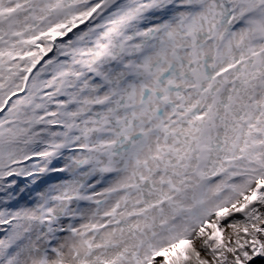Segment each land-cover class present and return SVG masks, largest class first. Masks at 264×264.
Masks as SVG:
<instances>
[{"label":"snow or ice","instance_id":"snow-or-ice-1","mask_svg":"<svg viewBox=\"0 0 264 264\" xmlns=\"http://www.w3.org/2000/svg\"><path fill=\"white\" fill-rule=\"evenodd\" d=\"M0 264H264V0H0Z\"/></svg>","mask_w":264,"mask_h":264}]
</instances>
